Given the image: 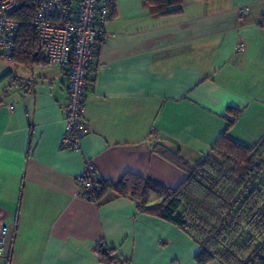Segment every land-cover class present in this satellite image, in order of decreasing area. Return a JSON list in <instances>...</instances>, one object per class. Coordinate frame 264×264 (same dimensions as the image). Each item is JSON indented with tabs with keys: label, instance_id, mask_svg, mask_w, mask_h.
I'll return each instance as SVG.
<instances>
[{
	"label": "crops",
	"instance_id": "0c3cea01",
	"mask_svg": "<svg viewBox=\"0 0 264 264\" xmlns=\"http://www.w3.org/2000/svg\"><path fill=\"white\" fill-rule=\"evenodd\" d=\"M113 4L78 150L63 147L67 68L43 52L0 64V264H104L100 245L119 264H198L182 228L111 191L86 197L78 174L91 162L104 180L134 173L174 189L187 171L167 153L195 165L224 134L250 148L264 139V0H183L162 17L147 0Z\"/></svg>",
	"mask_w": 264,
	"mask_h": 264
},
{
	"label": "trees",
	"instance_id": "16d2710c",
	"mask_svg": "<svg viewBox=\"0 0 264 264\" xmlns=\"http://www.w3.org/2000/svg\"><path fill=\"white\" fill-rule=\"evenodd\" d=\"M14 2L11 17L20 28L11 60L32 65L42 60L33 27L37 0ZM182 3L183 0H147L148 7L159 17L180 13ZM108 5L112 16L113 0H108ZM167 154L187 171V177L176 188L127 173L117 182L100 178L101 190L90 199L99 202L111 191L129 197L142 212L173 222L199 246L195 257L198 264H264V160L253 162L264 157V139L250 148L224 134L212 153L195 165L179 153ZM229 163L244 165L245 170L238 172ZM151 192H157L160 201L148 204ZM98 251L104 264L120 263L112 249L100 245Z\"/></svg>",
	"mask_w": 264,
	"mask_h": 264
},
{
	"label": "built area",
	"instance_id": "2783aa9c",
	"mask_svg": "<svg viewBox=\"0 0 264 264\" xmlns=\"http://www.w3.org/2000/svg\"><path fill=\"white\" fill-rule=\"evenodd\" d=\"M14 8V0H0V56L7 58L14 54L20 28L11 17ZM110 18L108 0H37L33 27L42 52L50 64L67 68L68 102L63 107V147L67 150H78L88 131L84 110L91 69ZM236 50H246L243 40ZM99 179L91 162L77 176L80 189L88 198L101 190ZM7 236L8 226L0 222V259L8 257Z\"/></svg>",
	"mask_w": 264,
	"mask_h": 264
},
{
	"label": "rangeland",
	"instance_id": "374dc122",
	"mask_svg": "<svg viewBox=\"0 0 264 264\" xmlns=\"http://www.w3.org/2000/svg\"><path fill=\"white\" fill-rule=\"evenodd\" d=\"M7 63H9L7 57L0 58V64H7ZM213 154L215 155L216 153H213ZM216 157H217V159L222 160L220 158V156L216 155ZM263 160H264V157L262 159H258V158L257 159H253V162L255 164H257V163H259V161L262 162ZM228 165H229L230 168H232L234 170H237L238 172H243L245 170V166L244 165H237V164H232V163H229ZM251 176H253V174Z\"/></svg>",
	"mask_w": 264,
	"mask_h": 264
}]
</instances>
